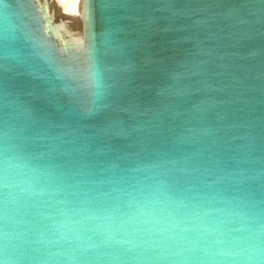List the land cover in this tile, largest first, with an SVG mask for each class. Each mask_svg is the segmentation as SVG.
Masks as SVG:
<instances>
[{"label": "water", "instance_id": "1", "mask_svg": "<svg viewBox=\"0 0 264 264\" xmlns=\"http://www.w3.org/2000/svg\"><path fill=\"white\" fill-rule=\"evenodd\" d=\"M0 264H264V0H0Z\"/></svg>", "mask_w": 264, "mask_h": 264}]
</instances>
